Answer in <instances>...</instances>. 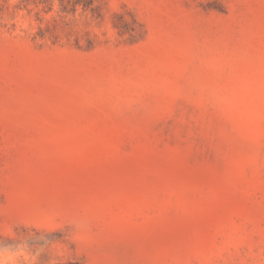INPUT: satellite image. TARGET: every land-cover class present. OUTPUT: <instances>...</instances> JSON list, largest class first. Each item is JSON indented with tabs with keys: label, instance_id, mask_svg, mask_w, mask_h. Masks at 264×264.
Instances as JSON below:
<instances>
[{
	"label": "rangeland",
	"instance_id": "1",
	"mask_svg": "<svg viewBox=\"0 0 264 264\" xmlns=\"http://www.w3.org/2000/svg\"><path fill=\"white\" fill-rule=\"evenodd\" d=\"M69 1L0 0V253L264 264V0Z\"/></svg>",
	"mask_w": 264,
	"mask_h": 264
},
{
	"label": "clouds",
	"instance_id": "2",
	"mask_svg": "<svg viewBox=\"0 0 264 264\" xmlns=\"http://www.w3.org/2000/svg\"><path fill=\"white\" fill-rule=\"evenodd\" d=\"M23 26L27 28L26 23ZM22 255H24L23 249L9 255L0 253V264H18V258Z\"/></svg>",
	"mask_w": 264,
	"mask_h": 264
},
{
	"label": "trees",
	"instance_id": "3",
	"mask_svg": "<svg viewBox=\"0 0 264 264\" xmlns=\"http://www.w3.org/2000/svg\"><path fill=\"white\" fill-rule=\"evenodd\" d=\"M61 2H62V5H63V8H67V6H68V3H63L64 2V0H61ZM70 3L69 4H71L72 6H74L75 8L77 7V5L78 4H80V2H83V1H81V0H76V1H69ZM92 2H93V0H87V2L86 3H83L84 4V6H86L87 4H92Z\"/></svg>",
	"mask_w": 264,
	"mask_h": 264
}]
</instances>
